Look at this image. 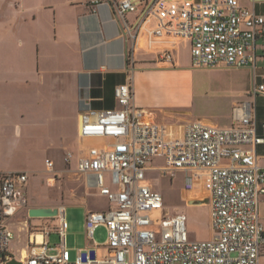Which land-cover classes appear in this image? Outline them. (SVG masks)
<instances>
[{
  "label": "built area",
  "instance_id": "built-area-1",
  "mask_svg": "<svg viewBox=\"0 0 264 264\" xmlns=\"http://www.w3.org/2000/svg\"><path fill=\"white\" fill-rule=\"evenodd\" d=\"M103 2L112 4L121 17L137 13L134 25L125 28L132 38L146 30L172 42L158 54L161 63H172L184 41L189 43L192 68L246 67L254 62L257 38H264V17L243 8L238 0H92L91 4ZM258 93H264V85L249 93L252 100L232 108L230 126L192 121L175 135L153 112L134 105L129 76L114 89L117 109L81 115L79 144L98 143L82 151L77 172L93 175L99 194L111 204L104 211L85 213L86 237L92 245L77 249L70 262L65 211L59 208L54 232L60 243L49 246L52 231L29 229L24 221L26 250L16 260L9 252L15 237L10 223L26 205L29 175L0 172V264L13 259L20 264H260L264 166L256 148L264 149V135L258 134L255 120L253 98ZM70 157L68 153L67 160ZM155 158L163 159L165 175L185 174L186 204L208 206L209 239H190L185 214L164 211L162 195L146 179ZM45 166L54 172L50 160ZM106 176L115 189L106 183ZM99 226L106 231L103 244L93 239Z\"/></svg>",
  "mask_w": 264,
  "mask_h": 264
},
{
  "label": "crops",
  "instance_id": "crops-1",
  "mask_svg": "<svg viewBox=\"0 0 264 264\" xmlns=\"http://www.w3.org/2000/svg\"><path fill=\"white\" fill-rule=\"evenodd\" d=\"M91 1L0 0V172L32 174L35 169L29 163L35 153H42V163L50 160L54 165V172L50 173L52 180L57 174L68 175L69 172L82 177L81 186L68 190L69 195L77 196L75 203L65 201L61 208L65 211L66 205L76 206L84 208L85 213L104 211L111 204L99 194L93 175L77 172L82 151L88 145L98 143L79 144L81 115L117 109L114 89L131 76L134 105L150 110L159 123L168 125L175 135H179L185 124L162 121L159 112L150 107V85L175 73L172 67L180 66L181 50L188 51L190 60L189 43L183 41L177 46L172 63L159 62L158 54L172 47L169 39L154 38L146 30L136 39L132 38L125 28L134 25L137 13L121 17L112 4L94 5ZM238 2L243 8L264 17V0ZM252 53L254 62L246 67L214 70L232 74L234 93L231 94V107L227 109V121L223 125L198 119L184 122L203 121L220 127L231 125L232 108L252 100L249 93L264 85V38H257ZM253 101L257 132L264 135L261 127L264 124V93L256 94ZM75 143L79 146L77 155L70 149ZM68 153L71 157L67 160ZM256 153L259 164L264 166L263 147H257ZM156 161L161 163L155 164ZM163 165L161 158L150 162L146 172L149 184L148 172H162ZM178 174L183 175L181 191L185 174L178 171L174 176ZM174 176L166 175V179L171 182ZM106 183L115 189L109 176H106ZM29 187L28 182L26 205L28 194L31 195ZM101 198L106 199L107 206L97 202ZM26 205L20 211L25 221L39 220L28 216L30 208H60ZM259 213L264 227V198L259 201ZM204 216L209 227L208 216ZM210 237L211 234L208 239ZM26 245L17 247L11 243L9 252L19 260ZM91 245L88 242L86 247ZM260 264H264V248Z\"/></svg>",
  "mask_w": 264,
  "mask_h": 264
},
{
  "label": "rangeland",
  "instance_id": "rangeland-1",
  "mask_svg": "<svg viewBox=\"0 0 264 264\" xmlns=\"http://www.w3.org/2000/svg\"><path fill=\"white\" fill-rule=\"evenodd\" d=\"M180 58V66L172 67L175 69L174 74L167 75L150 85V97L152 99L150 107L159 112L160 120L169 124L179 122L178 124L183 123L184 125L186 124L184 121L198 119L223 125L227 121V109L231 107V94L234 93L232 80H230L232 74L214 71L215 69L192 68L187 50H181ZM70 149L77 155L78 143H75L73 148ZM52 154L56 155V152ZM43 155L39 152L35 153L32 163H29L35 169V172L32 174L27 172L30 185L28 191L31 195L28 194L26 207L35 204L61 208L65 205V201L75 203L77 196L74 193L69 195L68 190L80 185L82 177L69 172L68 175L57 174L56 178L52 180L53 175L47 172L45 164L42 163ZM154 163L161 162L156 161ZM148 174L150 184L162 194L164 211L169 214H185L190 239H208L212 233L204 216L207 215L209 220L208 207L204 203L196 202L192 205L185 203L184 200L188 194L184 193L182 189L180 191L183 175L174 176L170 182L166 179L164 172L152 170ZM97 202L102 206H107L105 198H101ZM65 220L67 223L66 246L69 250L70 262H72L76 250L83 249L88 243L84 208L66 205ZM24 221L25 216L23 213H19L11 219L10 229L15 235L12 243L17 247H22L27 243V231ZM37 221L28 220L27 227L29 229L32 226L48 228L52 231L47 239L49 246L55 247L58 245L60 239L54 232L58 224L57 219L44 218ZM93 239L97 244H103L106 240L105 228L102 226L97 227L93 233Z\"/></svg>",
  "mask_w": 264,
  "mask_h": 264
},
{
  "label": "water",
  "instance_id": "water-1",
  "mask_svg": "<svg viewBox=\"0 0 264 264\" xmlns=\"http://www.w3.org/2000/svg\"><path fill=\"white\" fill-rule=\"evenodd\" d=\"M195 204V203H188ZM28 216L33 219H43V218H56L58 216L57 208H47V207H38L28 209ZM8 264H20L15 259L8 262Z\"/></svg>",
  "mask_w": 264,
  "mask_h": 264
},
{
  "label": "bare ground",
  "instance_id": "bare-ground-1",
  "mask_svg": "<svg viewBox=\"0 0 264 264\" xmlns=\"http://www.w3.org/2000/svg\"><path fill=\"white\" fill-rule=\"evenodd\" d=\"M40 239V236L38 235V240Z\"/></svg>",
  "mask_w": 264,
  "mask_h": 264
}]
</instances>
